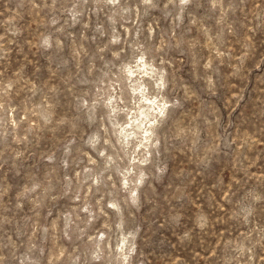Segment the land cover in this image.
Masks as SVG:
<instances>
[{
	"label": "rangeland",
	"instance_id": "obj_1",
	"mask_svg": "<svg viewBox=\"0 0 264 264\" xmlns=\"http://www.w3.org/2000/svg\"><path fill=\"white\" fill-rule=\"evenodd\" d=\"M252 6L0 0V252L205 264L197 226L249 188L264 194V15ZM95 136L123 151L98 158L84 144ZM212 227L213 245L245 231Z\"/></svg>",
	"mask_w": 264,
	"mask_h": 264
},
{
	"label": "clouds",
	"instance_id": "obj_2",
	"mask_svg": "<svg viewBox=\"0 0 264 264\" xmlns=\"http://www.w3.org/2000/svg\"><path fill=\"white\" fill-rule=\"evenodd\" d=\"M252 14L253 16L259 12L261 15H264V0H260L259 7H257L252 0ZM159 119V118H158ZM165 129H161L163 133ZM107 134V133H106ZM99 137L95 136L94 139L85 140V145H90L92 149H95L99 157H104L105 160L110 159L106 156L105 153L100 152L101 147H106L113 156L118 155V151H123L119 149L118 151H113L115 145L105 142L104 144L97 146ZM161 144L166 143L164 136L161 135L159 138ZM103 163V161H101ZM245 176L248 175L247 170H244ZM244 184H247V181L241 177V180L238 185L235 187H242ZM231 192V189H229ZM228 199H233L231 195L228 196ZM259 200L261 203L256 204L255 202ZM224 203V201H220ZM253 205L255 208L253 209ZM264 194H257L254 189H247L245 192L244 198L237 202L235 207H232L229 210L224 211L223 213L217 212L216 219L213 221L208 220L206 224H200L197 227L200 229V234L204 236V243L201 245L203 249L209 253L210 259L205 257V264H264ZM260 216V223L253 226L251 223L254 219L253 213ZM221 220L223 224L221 225ZM223 226L225 232L229 230L232 232H239L240 227H245L244 232H239L234 238L223 239L221 237V242L217 245H213L210 237L218 235L212 227V225ZM190 231V230H189ZM189 231H184L183 235L180 237L181 240L188 238ZM16 245L13 244L12 248L8 253L0 252V264H17V258L14 255ZM125 252L130 254L129 249H125ZM94 258L99 260L100 257L93 254ZM109 264H133L132 260H125L119 253H115L113 250V261H110ZM140 264H149L147 256L140 261ZM152 264H175L171 258L165 260L160 258L152 262ZM183 264V262H181Z\"/></svg>",
	"mask_w": 264,
	"mask_h": 264
},
{
	"label": "bare ground",
	"instance_id": "obj_3",
	"mask_svg": "<svg viewBox=\"0 0 264 264\" xmlns=\"http://www.w3.org/2000/svg\"><path fill=\"white\" fill-rule=\"evenodd\" d=\"M151 102V101H150ZM152 106V105H151ZM139 126V125H138ZM148 130V129H147Z\"/></svg>",
	"mask_w": 264,
	"mask_h": 264
}]
</instances>
